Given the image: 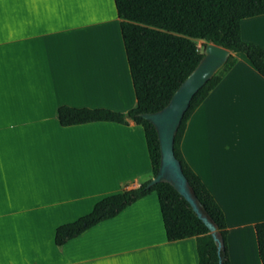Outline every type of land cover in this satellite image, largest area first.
Wrapping results in <instances>:
<instances>
[{"label":"crops","instance_id":"0c3cea01","mask_svg":"<svg viewBox=\"0 0 264 264\" xmlns=\"http://www.w3.org/2000/svg\"><path fill=\"white\" fill-rule=\"evenodd\" d=\"M119 23L113 0H0V264H198L194 238L166 240L155 194L54 245L59 226L152 178L141 127H62L56 118L61 106L122 114L135 107ZM240 30L264 48V16ZM233 56L179 149L223 212L230 264L236 240L241 264H260L264 79L243 54Z\"/></svg>","mask_w":264,"mask_h":264},{"label":"trees","instance_id":"16d2710c","mask_svg":"<svg viewBox=\"0 0 264 264\" xmlns=\"http://www.w3.org/2000/svg\"><path fill=\"white\" fill-rule=\"evenodd\" d=\"M120 21V34L135 95V107L127 113L108 110L75 109L61 106L56 118L62 127L95 122L128 125L131 121L143 130L154 177L159 168V144L154 127L140 115L163 109L173 94L196 68L203 50L213 44L231 52L224 67L191 99L174 138V155L183 174L207 215L217 226L224 242L222 264H230L227 228L223 212L183 159L179 146L187 122L210 92L235 65L234 53L243 54L264 79V48L241 38L240 25L245 19L264 16V0H113ZM107 196L92 211L74 222L59 226L54 245L62 248L94 226L115 218L137 201L155 194L168 242L194 238L198 264H218L216 247L206 226L188 203L167 183ZM257 253L264 264V222L254 225Z\"/></svg>","mask_w":264,"mask_h":264},{"label":"water","instance_id":"95a60500","mask_svg":"<svg viewBox=\"0 0 264 264\" xmlns=\"http://www.w3.org/2000/svg\"><path fill=\"white\" fill-rule=\"evenodd\" d=\"M202 54L199 64L182 82L163 109L140 115L154 127L159 144V168L156 175L147 183L146 188L160 183L171 185L208 229L216 247L218 264H222L224 252L222 236L196 198L183 174L180 162L174 155V138L192 97L224 67L231 52L216 45L207 44Z\"/></svg>","mask_w":264,"mask_h":264},{"label":"rangeland","instance_id":"374dc122","mask_svg":"<svg viewBox=\"0 0 264 264\" xmlns=\"http://www.w3.org/2000/svg\"><path fill=\"white\" fill-rule=\"evenodd\" d=\"M88 39L89 40L92 39L93 42H94V38H89L88 37ZM195 43H196L197 47L200 48L201 51L203 52V44H205V43L199 42V41H196ZM78 47H79L78 51H80V44H79V42H78ZM241 246H242V242L241 241L236 240L234 242V244H233V250H232V252L234 254L232 256L231 264H239V262H240V264L242 263L241 261L243 260V257H240V255H239V254H241Z\"/></svg>","mask_w":264,"mask_h":264}]
</instances>
